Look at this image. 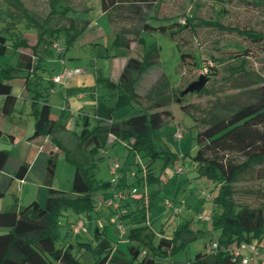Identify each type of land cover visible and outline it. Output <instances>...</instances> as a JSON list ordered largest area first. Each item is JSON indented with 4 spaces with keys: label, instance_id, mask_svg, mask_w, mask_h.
I'll return each mask as SVG.
<instances>
[{
    "label": "rangeland",
    "instance_id": "374dc122",
    "mask_svg": "<svg viewBox=\"0 0 264 264\" xmlns=\"http://www.w3.org/2000/svg\"><path fill=\"white\" fill-rule=\"evenodd\" d=\"M19 1L29 15L39 22H43V19L51 11V0ZM13 5L14 0H0V31L4 32L8 38L21 36L31 44L35 43L37 28L32 25L30 20L21 16V13ZM84 5L89 10L81 12ZM70 7L75 11H71ZM52 10L56 15L49 21L51 29L60 25L63 30L55 39V43L60 46L59 52L49 48L47 59L43 62L45 75L41 89L49 98V103L54 105L55 99H58L62 104L63 98L61 95L58 96V86L50 87L48 78L49 74L58 72L57 69L59 70L61 67L59 60L66 48L67 31L64 29L68 27L67 18L92 20L95 24L93 30L99 31V28L103 26H110V17H100L99 0H61L53 2ZM146 16L147 22L154 27L169 26L178 21L180 25L188 24V27L180 32V30L177 31L179 26H175L172 29L176 31L174 39L169 36V31L165 34L141 31L140 36L143 39L144 48L146 50L156 48L158 60L141 77L138 92L140 94L139 105L133 103L131 107L116 109L114 112L116 120L122 118L126 113L129 117L133 116L141 110V107L145 108L155 104L165 96L171 97V89L184 90L190 83L196 81L199 75L205 73L201 72L203 65L209 63L214 68L212 71L214 75L208 77L204 93H190L185 95L181 104L171 100L166 105L165 108L170 112L171 119L156 131L154 143L158 151L168 152L169 157L166 159L163 154L152 165V172L158 180L149 185H145V181H141L139 185L130 188L124 187L122 183L121 187L116 189L113 188L114 184H111L107 190L97 191L94 195L96 207L90 213L91 219L83 214L82 217L85 221L83 230L78 235L70 233V237L65 240L67 242L71 240L74 245L78 241L88 240L94 246L95 226L107 225V233L112 245H119L115 254L118 257H123L128 253L127 245L118 229L119 227L124 228L127 234L131 227L129 219L122 218V223H119V215L112 209L106 208L105 203H101L102 195L108 194L109 198L113 190L116 191L115 193L123 190L124 194H127V189H135L138 195H142L143 193L147 194L145 191L147 190L148 197L154 195L149 209L148 197L144 201L145 213L148 214L150 223L147 229L150 227L151 233L154 234V243H157L160 237L171 238L178 228H186L187 242L169 259L172 264H184L193 259L195 254L208 252L220 235V231L214 230L209 221L199 219L211 217L214 211L219 212V210H213L215 206L212 198L216 192L214 186L206 178L198 177L194 169L192 158L198 150L195 140L196 132L205 127L211 115L227 116L234 111L238 103L246 102L245 98L239 96L237 87L245 84L256 87L264 83V38L259 41H251L236 32L216 29L213 26H207L206 23L217 22L224 27L252 31L264 37V0H157L155 7L148 11ZM122 24H133L135 30H140L141 25L133 21H124ZM89 33H93V31L91 29L85 31L81 37H77L79 38L77 43L68 47L64 55L65 61L74 64L72 69L75 66L82 69L94 66L93 71L97 69L99 73L107 76L109 65L108 58L105 57L106 54L120 57L122 54H128L127 48L115 47L112 39L109 41L108 37L101 38L99 43L88 44L86 42ZM139 49V45L136 44L134 52L138 54ZM186 53L193 55V58H186L185 63L182 64L181 55ZM195 60L199 65H194ZM0 61L6 63L5 59H0ZM240 67L248 76H245L243 72L232 74ZM160 76L169 85L160 88L159 93H156L157 96L153 94L150 95V98L145 97V90ZM102 84L98 85L99 99L108 107H113L116 91L102 87ZM51 89L57 96L50 92ZM94 92L92 90V93ZM75 96L69 98L71 107H74L75 111L79 107H85V113L91 118V125L94 127L96 120L90 108L93 105L88 102V98L79 102ZM87 96L90 97L88 94ZM182 105H188L187 112L182 110ZM240 123H242L240 124L241 128L258 142L257 131L264 133V113L258 115L250 123ZM178 133L181 135L180 138H175ZM69 144L67 148L70 149L72 143ZM76 150L77 152L73 151L74 156L82 164V157H87V154L79 155V149L76 148ZM107 152V154L102 153L101 159L96 162L95 178L99 181L113 179L110 174V166L113 163H118L123 167L127 162L126 172L129 168L136 172L148 160L139 155L130 154L128 156L127 150L121 144H116L113 148L110 147ZM227 157L232 161H243V156L240 154H230ZM54 159L55 175L61 185V191L67 192L70 190L71 183L69 182L67 185L66 179L74 172V168L65 160L62 153ZM138 176L143 177L144 173L138 172ZM258 177L259 174L253 172L251 176H244L234 185L233 199L238 205L250 208L264 206V178L258 179ZM133 181L134 176L132 175L127 183L130 184ZM127 201L131 210H136L137 204L133 198L128 197ZM106 209L108 213H111L110 217L117 219L116 225L108 223V220L111 219H106ZM66 218L72 220L74 216L68 214L60 219L58 231L61 239L58 242L63 241L62 236L66 233ZM2 231L0 229V232ZM245 245L250 246L249 243ZM252 246L256 249L254 253L249 250L243 252L244 257L248 259V264H264V248L258 247L255 239H253ZM74 252H77L76 249ZM86 260H92L91 251L85 252L81 257V261Z\"/></svg>",
    "mask_w": 264,
    "mask_h": 264
},
{
    "label": "trees",
    "instance_id": "16d2710c",
    "mask_svg": "<svg viewBox=\"0 0 264 264\" xmlns=\"http://www.w3.org/2000/svg\"><path fill=\"white\" fill-rule=\"evenodd\" d=\"M59 1L61 0H51V11L43 22H39L29 15L19 0H14V8L21 13V16L30 20L37 28V32L36 43L30 46L21 36L8 38L4 32L0 31V56H4L8 49L16 52L27 49L30 51V53L19 52L18 61L14 66L0 65V95L4 97L2 113L5 115L11 114L15 103L8 82L23 72L29 75L31 70L35 71L33 58L38 56V47L42 43H53L59 36V32L63 30L60 27L47 28L50 19L54 17L53 2ZM156 3L157 0H100V9L104 13H108L111 9L121 10L122 19L141 24V31L162 34L169 31V36L174 39L176 31L172 29L179 26L177 31L181 32L182 29L188 27V24L180 25L178 21L169 26H151L147 22L146 14L155 7ZM67 21L68 27L64 29L67 31L66 48L72 45L80 34L75 19L67 18ZM206 25L228 32H236L251 41L264 38L259 33L224 27L217 22H208ZM137 44L140 48L138 54L127 59L118 80L115 83L110 80L104 81L105 88L113 89L117 93L114 106L108 107L101 100L98 101L94 114L97 124L92 128L89 126V118H82L84 122L78 135L77 148L80 150L83 147L90 154L92 164L84 167L69 151H65L66 161L74 168L69 191L49 188L43 205L34 201L19 209L13 207L0 211V229L3 230L0 232V264H172L169 260L171 256L187 242V230L181 227L174 231L171 238L160 237L157 243H154V234L149 233L146 226H138L145 220V208L138 206V202L143 200L135 201L136 210L120 216V219H134L138 226L130 228L125 236L128 253L124 258L118 257L113 252L112 241L107 235V225L94 228V246L90 241H78L74 245L71 240L68 242L65 240L70 237L73 225L83 214L88 218L91 217L90 213L96 207L95 193L107 190L111 185V180L99 181L95 178L96 162L101 159L99 153L106 149L109 136L125 144L128 156L133 154L148 159L133 173L132 183H127L126 179L122 180L124 187H135L141 181H145L146 185L156 182L158 179L152 172L153 163L163 154L166 159L169 157L168 152L157 150L154 143L155 133L171 119L170 112L165 108L166 105L171 100L180 104L183 102L185 95L180 96L183 90L171 89V97L165 96L155 104L145 108L141 107L137 114L124 120L113 121L116 109L131 107L133 103L139 105L140 94L138 92L141 77L158 60L157 49L146 50L142 37H139ZM189 57L193 58V55L182 54V64ZM194 65H199V63L195 60ZM213 70L214 68L208 63V65H203L201 72L206 71L202 75L208 78L214 75ZM239 72L248 76L241 67L232 74ZM151 85L145 90L147 98L159 93L160 88H165L169 84L160 76ZM25 86L27 88L29 86L28 78ZM237 90L239 96L245 98L246 102L238 103L234 111L227 116H210L205 127L196 132L195 140L198 150L192 158L197 176L209 180L216 191L212 198L215 206L213 210L218 209L219 212H213L210 223L214 230L220 231L216 240L217 249L214 254L197 253L193 259L184 264H240L239 258L230 255V248L246 243L252 244L253 239L258 247L264 248V206L250 208L238 205L233 199L234 185L244 176H251L255 172L259 174L258 179L264 178V133L257 131L259 139L257 142L240 125L242 124L240 122L250 123L258 115L264 113V83L256 87L245 84L237 87ZM204 92L203 88L199 94ZM35 93L36 96L33 99L42 96L37 87ZM181 108L187 112L189 107L182 105ZM49 115L50 106L46 100H43L40 110L35 113L34 132L31 138L52 135L57 125L49 119ZM230 154H240L243 156V161L236 162L228 159L227 156ZM8 160V153L0 151V170H5ZM48 163L47 176L51 178L55 169L54 158H50ZM136 165L138 166L137 163ZM26 170V165H19L16 177H23ZM141 171L144 173L143 177L138 176V172ZM6 187L7 182L3 179L0 183V195H3ZM116 187L120 188L121 184L119 183ZM153 196V194L149 196L148 208H150ZM68 214L74 218L72 220L66 218V233L62 236L63 241L58 242L61 239L58 231L59 221ZM75 249L77 252H74ZM87 251H91L92 260L81 261V257Z\"/></svg>",
    "mask_w": 264,
    "mask_h": 264
},
{
    "label": "crops",
    "instance_id": "0c3cea01",
    "mask_svg": "<svg viewBox=\"0 0 264 264\" xmlns=\"http://www.w3.org/2000/svg\"><path fill=\"white\" fill-rule=\"evenodd\" d=\"M100 2V0H99ZM71 8V7H70ZM71 11L73 8L70 9ZM89 10L85 5L84 8L81 9V12H86ZM121 11V10H120ZM120 11L118 9H111L108 13H104L99 10L100 17H110V26L109 27H101L98 30H93L94 23L92 20H86V19H75L76 26L78 30L80 31L79 37L82 36V34L87 30H92L93 33H89V37L86 43L88 44H94L99 43L101 41V38L108 37L109 41L112 39L113 44L115 47H124L127 48L128 54H122L120 57L118 56H111L109 54H106L105 57L108 58V73H106L107 76H104L103 73H99L97 69L93 71L95 68L94 66L82 69L78 66H75L73 69H80L82 70V73L78 76H75L68 81H66L64 84L62 83H53L52 78L56 75L60 74L61 71L64 69H72V63H69L68 61H65L64 55L68 48H65L62 53V57L59 60V63L61 65L58 72H52V74H49L48 81L50 83V87L58 86V96H62L63 102L60 104L58 99L54 100L53 103H49V98L45 93L42 92V82L44 81V75L45 70L43 69V62L47 59V52L49 48H52L55 52H59V45L55 43V40L53 43L48 42L47 44H41L38 47V56H35L33 58L34 61V68L36 70H31L28 73L23 72L13 79H11L8 83L10 85V92L11 95L15 98V103L13 106V110L11 114L5 115L2 113V106L4 103V97L0 95V131L2 135L0 136V151H6L9 155V160L6 164L5 170H0V183L4 179L7 182L6 190L4 191L3 195H0V211H5L10 208H17L26 206L34 201L38 202L40 205H43L42 203L45 202L46 197L48 196L47 191L49 188L60 190L61 191V185L59 181L56 178L55 175V169L54 173L51 178L47 176V166L50 158H56L60 153H62L64 156L65 151H69L73 157L74 153L73 151H76L77 145H78V135L80 134L82 128H83V117L89 118V126L92 128L90 117L85 113L86 109L85 107H79L76 111L74 110V107H71V104L69 102V98L76 95V99L79 100V102H82L85 98H88V102L93 105L91 108V112L95 114V110L97 107L99 99L98 94V85L99 83H103L102 87H105V80H110L112 82H116L126 64V61L130 57H134L136 53L134 52V47L137 44V41L139 39L141 29L135 30L133 24L131 25H123L122 23L124 20L120 16ZM48 15V14H47ZM54 15H56L54 11ZM54 18V17H53ZM45 19V18H44ZM43 19V20H44ZM51 22L47 24V28L51 29ZM60 27V25H58ZM105 28V29H104ZM33 29V28H32ZM79 38H76L74 43H77V40ZM36 43V41H35ZM35 43H29L30 46H33ZM72 44V45H73ZM123 45V46H122ZM126 45L128 47H126ZM19 51H11L8 49L4 56H0V59H5V61H0V65H11L14 66L19 57ZM22 52L30 53L29 49L24 50ZM130 53V54H129ZM133 53V54H131ZM18 56V57H17ZM76 59V58H75ZM90 69V70H89ZM92 69V70H91ZM29 86L28 88L25 86V82L27 81ZM40 89V92L42 93V96H37V99H33L36 96L35 88ZM52 90V89H51ZM92 90L95 92L92 93ZM51 93H54V90L50 91ZM62 92V93H61ZM88 92V93H87ZM55 94V93H54ZM90 95L89 96H87ZM117 95V93H116ZM115 95V98H116ZM54 96H57L55 94ZM53 96V97H54ZM46 100L48 105L50 106V115L49 119L54 122L57 126L54 129L52 135H41L34 138H31L34 132V124H35V113L40 110L42 106V101ZM60 105V106H56ZM132 106V105H131ZM128 114H124L122 118L119 120H116L115 117L113 118V121H121L129 116ZM96 120V118H94ZM97 122V120H96ZM97 123H94L96 125ZM71 144V150L67 148V145ZM116 144H121L125 147V144L122 142L117 141L114 139V137L109 136L107 139V145L106 149L101 151L99 153V156L102 153H108L107 149L110 147H114ZM127 150V148L125 147ZM78 152H80L79 155L82 153L87 154V157H82V165L84 167H89L92 164V158L89 153L85 151V149L82 147ZM76 159V158H75ZM81 159V158H80ZM55 160V159H54ZM66 160V158H65ZM77 160V159H76ZM79 162V160H77ZM127 163V162H126ZM26 165L27 170L23 177L18 178L16 177L17 169L19 165ZM126 166L127 164L122 166L120 165V169L118 171V178L115 181L114 187L118 189L116 186L118 184H122V180L128 179L133 175V171L129 168V170L126 172ZM73 174L69 175V178L67 176L66 183L67 185L69 182L71 183ZM71 179V180H69ZM146 185V184H145ZM120 186V185H119ZM112 188V187H111ZM134 190V189H133ZM122 192H117L122 195V199H120V212H118V220L121 222L120 216L127 215L129 211H131L130 204L128 203V196H125L123 190ZM131 189H127V193L130 192ZM146 191V197H148V192ZM116 191L113 190L112 195L108 198V194L102 195V201L101 203H105L106 208L109 210L111 209L110 206H108V200L115 195ZM137 193V192H136ZM145 193L142 194V196ZM108 199V200H107ZM149 199V197H148ZM135 201V200H134ZM96 202V201H95ZM143 202V201H142ZM138 202V206L142 207L144 206V203ZM152 204V202H151ZM149 209V208H148ZM106 219H111L113 217H110L111 213H108V210L106 209ZM108 217V218H107ZM91 219V217L89 218ZM130 228L133 227H142L146 226L144 223L137 226V222L135 220L128 218ZM111 224V220H108ZM117 224V219L115 218V223L113 225ZM98 226V225H96ZM95 226V227H96ZM100 227V226H98ZM147 228V227H146ZM124 229V228H123ZM119 230V229H118ZM120 231V230H119ZM149 233L150 227L147 229ZM108 232V229H107ZM108 235V233H107ZM120 236L126 241V245H128L126 240V230L124 229V233L120 232ZM88 241V240H87ZM113 252L116 253L118 251L119 245L113 246ZM125 255L123 256V258Z\"/></svg>",
    "mask_w": 264,
    "mask_h": 264
},
{
    "label": "built area",
    "instance_id": "2783aa9c",
    "mask_svg": "<svg viewBox=\"0 0 264 264\" xmlns=\"http://www.w3.org/2000/svg\"><path fill=\"white\" fill-rule=\"evenodd\" d=\"M206 73V71H204ZM82 73V70L80 69H64L60 74L56 75L55 77L52 78V82L53 83H62L64 84L66 81H68L69 79L78 76ZM180 134H176L175 138H180ZM120 169V165L118 163H113L110 166V174L113 176V179L111 180L112 183H115V181L118 178V171ZM125 196L131 197L133 198V200L138 201V200H143L146 201V194L142 195H138L136 193V190H131V192H128L127 194H125ZM122 195L119 193H115V195H113V197L110 199V201L108 200V206H110V208L116 212V214H118V212H120V199H122ZM118 201V202H117ZM144 224L146 225V227L149 226V219H148V214L145 213L144 211ZM200 220H204V221H211V217L208 218H199ZM111 223L114 224L115 223V217L111 218ZM85 226V221H84V217H80L76 223L73 225L71 231L74 235H78L84 228ZM120 232L124 233V229L122 227H119ZM217 249V243L214 242L210 248V250L208 251L209 254H214L215 251ZM245 250H249L250 252H255V247L252 246V244H250L249 247H247L245 244H241L239 246L230 248V255L232 257L235 258H239L240 264H248V259H246L244 257L243 252Z\"/></svg>",
    "mask_w": 264,
    "mask_h": 264
},
{
    "label": "water",
    "instance_id": "95a60500",
    "mask_svg": "<svg viewBox=\"0 0 264 264\" xmlns=\"http://www.w3.org/2000/svg\"><path fill=\"white\" fill-rule=\"evenodd\" d=\"M208 78L204 75H199L197 80L190 83L181 93L180 96H184L190 93L200 92L206 85Z\"/></svg>",
    "mask_w": 264,
    "mask_h": 264
}]
</instances>
